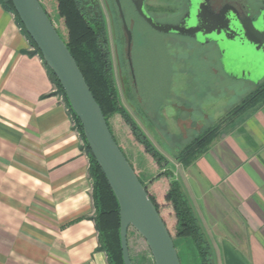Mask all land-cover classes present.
<instances>
[{
  "label": "crops",
  "instance_id": "1",
  "mask_svg": "<svg viewBox=\"0 0 264 264\" xmlns=\"http://www.w3.org/2000/svg\"><path fill=\"white\" fill-rule=\"evenodd\" d=\"M144 107L152 109L145 126L129 115L166 167L134 141L119 115L108 121L143 185L164 171L173 175L212 264H264V102L221 124L187 165L173 157L190 144L188 129L175 131L157 108ZM201 133L197 126L194 136ZM88 165L45 65L0 5V264H108L98 249ZM192 244L181 242L189 250Z\"/></svg>",
  "mask_w": 264,
  "mask_h": 264
},
{
  "label": "water",
  "instance_id": "2",
  "mask_svg": "<svg viewBox=\"0 0 264 264\" xmlns=\"http://www.w3.org/2000/svg\"><path fill=\"white\" fill-rule=\"evenodd\" d=\"M10 2L43 63L57 79L71 111L82 128L90 154L117 201L123 264H131L127 245L129 228L135 230L144 240L154 264H180L171 236L144 186L114 141L99 105L40 2L38 0H10ZM203 2L206 4V0ZM135 4L138 13L159 32L173 31L192 35L198 31L197 28L184 30L177 26L154 24L143 13V0H136ZM117 5L119 7L118 2ZM200 14L197 12L194 16L196 23L200 20ZM212 24H214L213 21ZM214 34L217 37L222 35L225 41L236 39L240 47H247L244 50L250 52L229 61L227 56L231 54L232 51H230L222 58L224 61L227 60L224 68L231 74H237L240 71L243 76L246 74L252 78L264 70V9L255 20L249 16L240 18L233 12ZM127 35L130 42V33L127 32ZM128 62L131 69L130 59Z\"/></svg>",
  "mask_w": 264,
  "mask_h": 264
},
{
  "label": "rangeland",
  "instance_id": "3",
  "mask_svg": "<svg viewBox=\"0 0 264 264\" xmlns=\"http://www.w3.org/2000/svg\"><path fill=\"white\" fill-rule=\"evenodd\" d=\"M41 1L48 10L58 33L66 37L64 28L57 18L56 3L53 0ZM146 1L153 6L163 8V12L175 13L181 8L179 0ZM155 15L159 16L161 12L158 11ZM113 30L116 35L117 28L114 27ZM113 42L116 45L117 60L113 54L114 44L111 43L112 66L121 105L142 126H145L150 119L147 114L152 110L147 109L149 110L147 111L144 105L157 108L160 117L162 115V119L167 121L170 127L175 126V131H180V128L184 129V127L188 129L190 144L193 138H197L194 136V129L197 126H200L204 133L219 125L264 78V70L250 78L246 74L243 76L240 71L231 74L224 68L227 60L249 54L247 50L231 47L232 52L224 61L212 45L211 55L204 57V50L199 49L200 56L197 57L193 55L196 52L190 47L184 48L173 40L165 44L161 36L145 31L140 24L136 27L134 39V70L137 84V88H134L124 55L125 45L122 40L115 39ZM117 63L120 75H118ZM179 136H182V131ZM182 152L183 150L173 158L176 159ZM139 174L141 176L146 173L139 172ZM141 178L145 183V177ZM186 240L190 241L188 238ZM186 240L174 241L180 264H201L193 244L192 250L187 246L182 247L181 242ZM127 245L131 264H154L146 243L132 228L128 229Z\"/></svg>",
  "mask_w": 264,
  "mask_h": 264
},
{
  "label": "trees",
  "instance_id": "4",
  "mask_svg": "<svg viewBox=\"0 0 264 264\" xmlns=\"http://www.w3.org/2000/svg\"><path fill=\"white\" fill-rule=\"evenodd\" d=\"M38 1L51 21L50 14L43 2L41 0ZM46 1L48 2L49 0ZM53 1L56 3L57 18L64 28L66 37L61 36L57 29H55L83 75L92 96L101 109L108 128L109 119L115 115H119L122 121L128 125L129 133L134 141L143 147L144 151L151 156L159 168L166 167L167 161L165 158L153 148L119 101L114 79L110 70L106 69V61L102 52L101 36L103 35V25L101 22L97 18L95 19L84 13L80 0ZM0 5L13 14L18 27L26 37L29 45L33 48L34 53L40 57L35 45L21 26L10 0H0ZM46 70L55 87V93L62 97L74 129L79 133L82 149L88 157V176L91 181V199L94 208L93 221L98 235V249L106 253L108 264H123L119 238V207L117 201L104 175L90 154L83 137L82 128L71 111L57 79L47 67ZM263 102L264 78L256 84L255 89L219 125L195 138L176 160L182 164H191L212 142L221 124ZM140 183L143 185L141 181ZM143 186L173 242L176 239H190L195 246L201 264H212V256L207 242L184 197L180 185L173 175L170 172L164 171L149 182V184Z\"/></svg>",
  "mask_w": 264,
  "mask_h": 264
},
{
  "label": "flooded vegetation",
  "instance_id": "5",
  "mask_svg": "<svg viewBox=\"0 0 264 264\" xmlns=\"http://www.w3.org/2000/svg\"><path fill=\"white\" fill-rule=\"evenodd\" d=\"M84 13L93 18H97L103 25V35L101 36L102 52L106 61V69L110 70L114 79L112 66V49L111 43L114 44L113 54L117 60L116 45L113 40H122L125 45V57L132 80V85L137 88L135 79L134 64V47H135V30L138 25H143L145 31H149L161 38L166 43L176 41L182 47H190L200 56L199 49H203V56L207 57L212 54V45L218 50L221 59L228 54L231 47H238L244 50L247 47H240L234 39L233 41H225L222 35L218 37L214 34L217 28L226 22V18L233 12L240 18L249 16L252 20L258 16L260 11L264 9V0H179L180 10L173 12H163V8L151 5L143 0V13L149 17L154 24L177 26L184 30L197 28L195 34H179L173 31L168 33L159 32L148 24L145 19L138 13L135 7L136 0H80ZM119 4V7L117 5ZM161 15H155L157 12ZM199 12L200 20L196 23L194 16ZM123 18V20H122ZM222 18V19H221ZM212 21L214 24H212ZM125 25V27H124ZM114 27L117 28V34L114 33ZM127 32L130 33V42L128 41ZM144 36V34H140ZM205 48V49H204ZM198 50V51H197ZM187 54V53H186ZM128 59H130L131 69ZM118 75L119 66L117 63ZM115 85V81H114Z\"/></svg>",
  "mask_w": 264,
  "mask_h": 264
},
{
  "label": "built area",
  "instance_id": "6",
  "mask_svg": "<svg viewBox=\"0 0 264 264\" xmlns=\"http://www.w3.org/2000/svg\"><path fill=\"white\" fill-rule=\"evenodd\" d=\"M33 49V48H32ZM59 98H60V100H62V97L61 96H59ZM63 101V100H62ZM67 110V109H66ZM68 111V110H67Z\"/></svg>",
  "mask_w": 264,
  "mask_h": 264
}]
</instances>
